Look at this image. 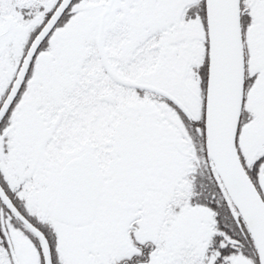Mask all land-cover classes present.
<instances>
[{"label": "snow or ice", "instance_id": "snow-or-ice-1", "mask_svg": "<svg viewBox=\"0 0 264 264\" xmlns=\"http://www.w3.org/2000/svg\"><path fill=\"white\" fill-rule=\"evenodd\" d=\"M0 264H264V0H0Z\"/></svg>", "mask_w": 264, "mask_h": 264}]
</instances>
